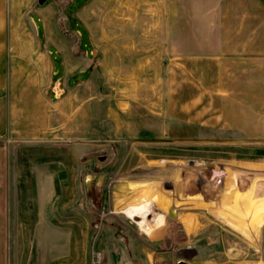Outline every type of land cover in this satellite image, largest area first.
<instances>
[{
    "label": "rangeland",
    "instance_id": "374dc122",
    "mask_svg": "<svg viewBox=\"0 0 264 264\" xmlns=\"http://www.w3.org/2000/svg\"><path fill=\"white\" fill-rule=\"evenodd\" d=\"M217 8L91 0L61 77L34 64V92L54 97L47 134L7 142L6 264H158L162 248L165 264H264V68L234 66ZM145 196L162 224L124 212ZM160 228L170 240L135 258Z\"/></svg>",
    "mask_w": 264,
    "mask_h": 264
},
{
    "label": "crops",
    "instance_id": "0c3cea01",
    "mask_svg": "<svg viewBox=\"0 0 264 264\" xmlns=\"http://www.w3.org/2000/svg\"><path fill=\"white\" fill-rule=\"evenodd\" d=\"M90 1L46 0L44 4H40L38 0H0V140H3L0 142V264H6L8 143L16 140L17 137L32 139L47 134L48 105L50 99L54 97L52 92H47L44 98L38 97V93L34 92L36 88L32 86L31 68L34 64L48 68L50 64L52 80L61 77L55 62H60L64 72L65 67L69 66L72 60L67 54L68 50L63 37L65 32H71V30L74 32H79L81 28L87 30L83 21V12ZM210 1L218 5L215 16L211 11L208 12L210 18L218 21H232L231 25L225 22L222 26L224 35L234 37L233 40H228V43L232 44L231 50L228 51L239 53L234 57V61L240 63L234 66H250L254 69L253 71L263 69L264 0ZM202 14L201 12L200 15ZM89 43L88 33V41L84 46H88ZM85 50L88 58L92 59V50L88 48ZM247 52L250 54L246 55ZM92 63L90 62L86 68L88 72ZM18 68L25 71L20 70L21 75H18ZM78 71L73 73L70 79ZM89 77L90 72L83 81ZM46 81L48 82V78ZM18 85H20L19 88ZM116 195L122 203L128 196L120 192ZM163 222L162 220L160 224ZM186 225L182 227L184 232L186 228L190 230V225L188 223ZM191 235V231H186L184 243L190 244ZM136 239L132 241V252L135 258L143 262L153 260L152 247H159L164 241L170 240L163 228L156 229L145 237L150 248L142 250L135 247L141 241L139 238ZM170 250L164 248L158 250L155 257V260L159 261L158 264H165V260L173 257V252Z\"/></svg>",
    "mask_w": 264,
    "mask_h": 264
},
{
    "label": "bare ground",
    "instance_id": "6f19581e",
    "mask_svg": "<svg viewBox=\"0 0 264 264\" xmlns=\"http://www.w3.org/2000/svg\"><path fill=\"white\" fill-rule=\"evenodd\" d=\"M152 200L153 199L148 198V196H145L140 201H136L135 203L124 209V212L129 216H138L139 223L147 221L149 223V228H151L150 226H152L153 224H160L164 218V213L161 212H156V215L153 218L148 217V208Z\"/></svg>",
    "mask_w": 264,
    "mask_h": 264
},
{
    "label": "water",
    "instance_id": "95a60500",
    "mask_svg": "<svg viewBox=\"0 0 264 264\" xmlns=\"http://www.w3.org/2000/svg\"><path fill=\"white\" fill-rule=\"evenodd\" d=\"M46 0H38L40 4H44Z\"/></svg>",
    "mask_w": 264,
    "mask_h": 264
},
{
    "label": "built area",
    "instance_id": "2783aa9c",
    "mask_svg": "<svg viewBox=\"0 0 264 264\" xmlns=\"http://www.w3.org/2000/svg\"><path fill=\"white\" fill-rule=\"evenodd\" d=\"M57 85L59 86L60 85V83H57ZM61 89V88H60ZM62 90V89H61ZM62 92V91H61Z\"/></svg>",
    "mask_w": 264,
    "mask_h": 264
},
{
    "label": "trees",
    "instance_id": "16d2710c",
    "mask_svg": "<svg viewBox=\"0 0 264 264\" xmlns=\"http://www.w3.org/2000/svg\"><path fill=\"white\" fill-rule=\"evenodd\" d=\"M81 42L84 44V41L83 40H81Z\"/></svg>",
    "mask_w": 264,
    "mask_h": 264
}]
</instances>
